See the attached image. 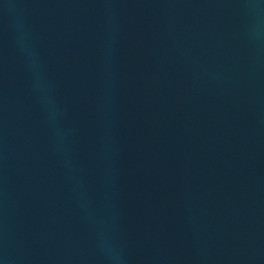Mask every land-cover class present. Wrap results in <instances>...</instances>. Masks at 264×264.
I'll use <instances>...</instances> for the list:
<instances>
[{
	"label": "water",
	"instance_id": "water-1",
	"mask_svg": "<svg viewBox=\"0 0 264 264\" xmlns=\"http://www.w3.org/2000/svg\"><path fill=\"white\" fill-rule=\"evenodd\" d=\"M0 264H264V0H0Z\"/></svg>",
	"mask_w": 264,
	"mask_h": 264
}]
</instances>
